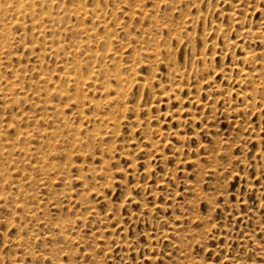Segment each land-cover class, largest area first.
I'll return each mask as SVG.
<instances>
[{
	"label": "rangeland",
	"instance_id": "rangeland-1",
	"mask_svg": "<svg viewBox=\"0 0 264 264\" xmlns=\"http://www.w3.org/2000/svg\"><path fill=\"white\" fill-rule=\"evenodd\" d=\"M0 264H264V0H0Z\"/></svg>",
	"mask_w": 264,
	"mask_h": 264
}]
</instances>
